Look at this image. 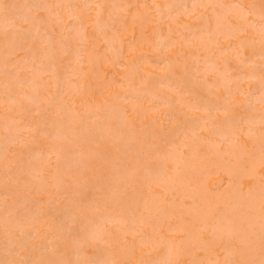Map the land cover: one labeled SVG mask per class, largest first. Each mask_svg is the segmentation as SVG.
Masks as SVG:
<instances>
[{
    "label": "bare ground",
    "instance_id": "bare-ground-1",
    "mask_svg": "<svg viewBox=\"0 0 264 264\" xmlns=\"http://www.w3.org/2000/svg\"><path fill=\"white\" fill-rule=\"evenodd\" d=\"M144 1L146 0H31L52 5H78L83 2V5L100 3L106 6H136L129 10L127 30H121L120 38L124 41L125 53L129 45L127 42L133 40L132 15L142 12L139 7ZM148 1L162 5H187L189 8L192 4L218 5L220 7L214 9L215 13L231 20L233 24L237 23L233 14L238 11L233 5L246 6L258 2L232 0L224 4V1L220 0ZM83 9L85 8L81 10ZM93 11L95 12V9ZM180 12L182 9H174V13ZM212 13L213 9H208V24L214 28L216 21ZM123 16L119 7L104 9L103 20L108 25L106 33H97L91 27L87 28V44L77 46L75 57L64 60L70 61L68 67L71 69L65 76L60 75L59 64L62 62L58 58L54 67L49 64L43 71L35 73L19 71L16 79L12 80L4 72L5 49L0 43V104L3 105L6 93L10 90L22 91L31 97L34 88L40 89V96L35 102L23 101L26 109L23 113L14 111L6 114L0 106V187H3L0 191V258L4 254L5 242L4 205L6 202L11 203L18 196H28V193L22 190V184L17 183L18 179L30 182L33 190L39 189L45 193L44 196L34 198L41 199L44 203L49 202L51 207L48 208V205L44 204L45 210L57 225H72L79 218L80 209L92 203H99L106 209L104 218L109 221L113 231L134 225L137 229L135 236L139 239L128 238L131 242L126 243L127 246L130 245L127 251H124L122 246L114 257H110L132 261L140 259L142 253L149 252L152 244L161 236L164 240L163 247L152 252L150 256L146 255L145 259L175 258L176 251L181 248L186 252L184 258L191 259L192 253L200 247V231L206 229L210 233L217 226L218 212L225 213L221 221L224 224L228 219L244 212L241 204L247 196L240 188L241 185L247 187L251 183L250 179H247L249 173L255 172L258 191L259 149L257 146L253 167L249 142L244 135L249 127V111L244 107L235 108L233 118L237 123L232 124L218 117L216 108L230 100L227 91L229 78L253 77L250 84L245 83L244 87H250L258 96L261 90L259 68L241 71L242 67L227 45L224 48L214 47V44L221 45L224 40L215 33L210 35L201 32L197 33V39H191L183 25L188 24L195 30L202 27L204 22H197L195 18L184 20L186 17H180L179 22L172 25L171 31L165 24L159 33L160 38L173 42L169 49L154 53L156 48L146 43L137 47L136 52H142L144 55L135 65H129L126 70L115 71L118 74L114 79L126 78L127 91L121 92L119 97H110L104 91L106 86H102L103 79L96 74L100 72L98 68L95 73L91 72L93 76L86 71L94 70L96 65H100L103 70H111L113 65H104L102 59L94 55L93 48L98 46L99 41H104L105 35L108 39L113 37L112 22ZM71 25L75 27L66 33L68 39L63 42L67 48L75 37L79 40L76 35L78 23L72 21ZM227 31V25L223 24L221 32L226 34ZM139 35L137 28V39ZM156 39V35L151 36L153 45ZM237 44L238 41L233 45ZM104 45L108 48L105 43ZM89 46H92L91 49L87 48L85 52L84 47ZM57 47L54 35L53 44L49 49V55L54 58ZM115 47H120L118 42ZM254 47L257 53L254 59L258 65L259 43H255ZM105 54L113 53L107 51L103 55ZM243 54L249 55L250 49L246 47ZM68 57L67 55L66 58ZM25 59L28 61L27 65ZM16 60L23 67L33 66L30 56ZM36 63L39 64V60ZM141 63L153 66L159 64L161 71L142 66ZM45 96L49 99L42 102L41 97ZM75 97L79 99L74 100ZM142 100L149 105L139 106ZM181 104L184 105L183 109L179 107ZM193 106L208 108L209 112L206 114L202 111L203 114L191 122L188 116ZM157 118L164 123L160 124ZM130 124H134V127H130ZM37 125L50 135L37 136L35 139L28 137L24 129ZM253 126L258 135V116ZM200 131L207 137L196 138L199 135L202 137ZM17 134L29 139L30 143L25 148L15 149V155L8 156L11 162L9 170L4 162L5 141L6 138L10 141ZM176 137H179L178 140ZM167 146H171V149H167ZM49 159L52 162L51 167L48 166ZM105 165L110 168V172H105L109 176L107 178L114 184L112 189L106 188L107 193L101 180L102 176L106 178V174H95L96 167ZM16 166L19 168H15ZM239 171L240 176L235 180L238 177L235 173ZM202 173L204 176H201ZM3 182L7 183V188L6 185L2 186ZM218 185L223 188L220 187L217 193H212L213 186ZM144 186L148 189V194L144 193ZM88 189L94 192L91 193L93 199L94 195L100 192L101 196L93 201H83L80 196L85 195ZM203 190L212 194L203 199ZM258 212L257 201V221ZM167 231L171 232V235H166ZM124 238L121 234V239ZM169 247L172 250L171 256L168 255ZM68 255L73 260L83 257V254L78 257L74 252H69ZM87 256L104 258L97 256L92 248L87 250Z\"/></svg>",
    "mask_w": 264,
    "mask_h": 264
},
{
    "label": "snow or ice",
    "instance_id": "snow-or-ice-1",
    "mask_svg": "<svg viewBox=\"0 0 264 264\" xmlns=\"http://www.w3.org/2000/svg\"><path fill=\"white\" fill-rule=\"evenodd\" d=\"M106 7H119L123 10L124 16L113 20L111 30L113 37L108 39L105 35L104 43L108 46L107 50L112 55H102L99 49H93V53L102 59L104 65L112 64L121 69H127L129 65H135L143 57V53H137V47L144 44L154 46L157 50L169 49L173 42L159 37L161 29L167 24L169 31L172 25L179 22V16L183 15L188 19L195 18L197 22H204L203 26L195 30L188 24L183 25L191 39H197V33L207 32L208 34H217L228 41V49L233 51L234 58L243 69L255 70L259 68L261 90L257 96L250 87H244L253 77L229 78L227 91L230 100L223 106L216 108L218 117L225 121L236 124L234 109L244 107L250 113L248 121L249 127L244 135L249 142V152L253 157L252 163L255 166V151L259 149V175L258 191L257 176L255 172L249 173L251 183L247 187L241 185L240 191L246 193L247 199L242 202L241 207L244 212L238 216L228 219L226 224L222 223L225 213L218 212L217 226L208 233L202 229L198 235L200 247L192 253L191 259H185L184 249L176 251L175 258L164 260H151L144 257L150 256L152 252L159 251L163 247L164 240L161 236L155 241L149 252L142 253L140 259L121 260L114 257L115 253L127 243L126 239H121V234L126 238L128 235L135 236L137 229L125 227L124 229L113 228L106 220V209L99 203L85 205L80 209L79 218L70 226L63 223L57 225L49 213L45 210L44 201L35 199V196H42L39 189L33 190L30 182L17 180L22 184V190L28 193V196H18L11 203L4 205V254L0 258V264H264V0L250 3L246 6L233 5L238 9L234 18L237 23L233 24L231 20L222 18L214 11L218 5L192 4L187 5L171 4H152L142 5L144 11L132 15L133 40L129 42L127 53H125L121 39V30H127V17L130 15V9L134 5H109L97 3L95 5H86L88 12H83L75 4H47L31 2V0H0V43L5 49L3 65L6 76L15 80L19 71L35 73L43 71L49 64L55 66L59 57L67 55V46L64 41L68 39L66 33L72 31L75 25L70 26V22L76 21L79 25L76 35L81 44H87V28L91 27L93 31L105 34L108 25L103 20L104 9ZM92 9H95L94 16ZM174 9H182L180 13H174ZM208 9H213L212 15L215 17V27L208 24ZM111 15V14H110ZM67 17V21L65 20ZM88 17H91L89 20ZM223 24L227 25V33L221 32ZM54 25L61 26L60 32V51L59 57L49 55V49L53 44L55 35ZM139 29V38L135 36V30ZM156 35L155 44L151 36ZM258 37V41H257ZM237 40L238 44L233 45L231 41ZM120 47L116 48L115 44ZM259 43V61L257 65L255 43ZM219 46V45H218ZM250 49V54H243L245 48ZM87 52V48L84 49ZM21 53L26 57H31L33 66H21L16 57ZM39 60V64H37ZM28 64L25 59V65ZM170 67V66H169ZM11 69V71H9ZM83 71V69H81ZM97 76L106 75L97 72ZM139 75V73H136ZM125 77L120 79L106 80L105 92L111 97H119L121 92H126ZM142 79V77H141ZM232 85H235L233 88ZM171 90V89H170ZM174 91V90H173ZM40 96V89H33V96L29 97L25 93L8 91L3 101V111L6 114L18 111L23 113L26 109L24 100L30 103L35 102ZM238 97V98H237ZM49 97H41L42 102H47ZM37 107L39 105L37 104ZM190 111H203L206 114L208 108L201 109L193 106ZM258 116L259 130L254 128V123ZM7 119V116H6ZM134 127V124H130ZM10 131V129H6ZM28 137L35 139L37 136H49L50 134L37 126H29L24 129ZM243 131V130H241ZM30 143L29 139L17 134L9 141L6 138L4 159L5 166L9 168L8 160L9 148L13 149L12 155H15L17 146L25 148ZM48 166H52L51 159ZM7 188V185H6ZM34 192V195H33ZM7 201V196H6ZM258 201L259 212L258 221L255 213L256 202ZM171 228V226H170ZM239 242V243H238ZM171 244V242H169ZM142 246H147L142 244ZM92 248L97 256L104 258H89L87 250ZM69 252H74L78 257L75 260L69 258ZM172 250L168 248V255L171 256ZM203 253V255H199ZM221 254L223 257L221 258Z\"/></svg>",
    "mask_w": 264,
    "mask_h": 264
},
{
    "label": "rangeland",
    "instance_id": "rangeland-1",
    "mask_svg": "<svg viewBox=\"0 0 264 264\" xmlns=\"http://www.w3.org/2000/svg\"><path fill=\"white\" fill-rule=\"evenodd\" d=\"M46 1V0H45ZM220 1H224L223 3L224 4H228V3H230L232 0H220ZM145 2V3H144ZM144 2H142L141 4H140V6H142V5H145V4H147V5H152V4H154V1H148V0H146V1H144ZM226 2V3H225ZM78 5H80L81 7H80V9H82V8H85V6L86 5H83V2H80V4L78 3ZM83 6V7H82ZM133 8H135V7H133ZM140 8V10L141 11H144V9H141L142 7H139ZM87 8H85V9H83L82 11H85ZM137 9V8H136ZM88 10V9H87ZM87 10L85 11L86 13H87ZM134 10V9H133ZM94 11H93V9H92V13H93ZM122 13L124 14V12H123V10H122ZM180 17H182L183 19L185 18L183 15L181 16H179V18ZM66 19V21H67V17H65ZM89 18V17H88ZM184 20H191V19H188V18H185ZM56 26V27H55ZM54 27H55V46L57 47V45L60 43V33L59 32H61V26L60 25H54ZM78 28H79V26H78ZM57 32V33H56ZM56 36H57V38H56ZM72 36H73V34H72ZM71 36V37H72ZM74 38V37H73ZM58 40V41H57ZM237 40H233L231 43L232 44H235V42H236ZM75 42V43H74ZM129 42L130 41H128L127 42V44H129ZM72 43V42H71ZM77 43V44H76ZM228 44V41H226V40H222V44L221 45H219V44H214V47L215 48H218V47H221V48H224L226 45ZM72 45V46H71ZM68 48H67V55L70 57H68V59L66 58L67 57V55H64L63 57H59V51H60V45H58L59 47H57V50H56V57H59V59L61 60V62L62 63H60L59 64V72H60V75L61 76H65L66 74H68L70 71H71V69H70V67H68V63L70 62V61H64V60H71L72 58L71 57H75V48L77 47V46H79L80 47V45H84L85 46V44H81L80 43V40H78L76 37L74 38V41H73V43L71 44ZM219 45V46H218ZM91 47L92 46H89V47H84V48H88V49H91ZM99 47V48H98ZM70 48V49H69ZM99 49V51H100V53L103 55L104 53H106L108 50H106L107 48L105 47V45H104V42L103 41H99V43H98V46H95L93 49ZM103 49V50H102ZM72 50H73V52H72ZM70 51V52H69ZM73 53V54H72ZM154 53H158V50L157 49H154ZM153 54V53H152ZM23 56H24V54L23 53H21L19 56H17L16 57V59H22L23 58ZM74 60V59H73ZM62 65H63V68H62ZM141 65L142 66H150V68H152L153 70H158V71H161V69H160V65L159 64H156L155 66H153V65H149V64H144V63H141ZM60 66H61V68H60ZM67 66V67H66ZM83 66H86L85 64H83ZM99 66V67H98ZM163 67V66H162ZM95 69L94 70H87L86 71V73H88L89 75H94L93 73H95L96 72V68H98L97 70H99L100 72H102L103 74H106V75H101V78L103 79L102 81H101V83H102V86H106V84H104V83H106L105 81L108 79V80H112V79H114V77L118 74L117 72H115V71H117V69H119V71H121V70H123V69H121V68H119V67H114V66H111L110 67V69L111 70H113V71H111V70H103V68H101V66L100 65H96V67H94ZM69 69V70H68ZM67 70V71H66ZM241 71H244V70H246V69H243V68H241L240 69ZM93 71V73L91 74V72ZM64 72V73H63ZM239 71H236V73H238ZM105 77V78H104ZM212 77V76H211ZM211 77H209V78H211ZM49 78H46V80H48ZM72 79H74V80H76L77 79V77L75 78V77H72ZM50 80V79H49ZM104 84V85H103ZM88 88H90V87H88ZM99 88H100V86H99ZM77 99H79L78 97H75L74 98V100H77ZM144 100H142L141 101V105H139V106H141V107H147L148 105H149V103L148 102H146V101H144ZM0 106H2L1 104H0ZM166 107V106H165ZM181 109H183L184 108V105L182 106V104H181V106H179ZM162 108H164V106L162 107ZM192 113H195V114H192ZM199 113V114H198ZM197 114V115H196ZM200 114H203V112L202 111H198V112H195V111H189V116H188V119H190V121L192 122V121H195L196 120V118H198V116H200ZM195 115V116H194ZM194 118V119H193ZM157 119H159V118H157ZM159 122H160V124L161 123H164V121H162V120H160L159 119ZM167 128H168V126H166ZM201 132V131H200ZM199 132V133H200ZM203 132V131H202ZM201 132V136L202 137H199L200 135H199V133H198V135L199 136H197L196 138H206L207 136L205 135V134H203ZM178 138L179 137H176V139L178 140ZM210 139H211V137H210ZM19 146H17L15 149H19V148H21V147H19ZM167 149H171V146L170 147H166ZM10 149V155L9 156H11V153H12V151L11 150H13L11 147L9 148ZM5 160V159H4ZM3 160V161H4ZM3 161H1V162H3ZM5 162V161H4ZM108 165H105V166H98V167H96V169H95V174H99V175H105L106 173H108V172H110V168H109V166L107 167ZM105 167V168H104ZM15 168H19V166H16ZM99 168V169H98ZM101 168H103V170L101 169ZM108 168H109V170H108ZM2 170V166L0 165V171ZM103 171V172H102ZM204 171V170H203ZM106 172V173H105ZM239 173H241V171H239V172H237V173H235V176H237ZM25 175V174H24ZM0 176H2V174H1V172H0ZM201 176H204V173H202L201 174ZM214 176H216V175H214ZM239 176L240 175H238V177L237 178H235V180H237L238 178H239ZM107 177H109L107 174H106V178H105V176L103 177L102 176V178H101V180H102V183L105 185L104 186V190L106 191V193L108 192V190L109 189H112V187H113V185L114 184H112V182L110 181L109 182V179L107 178ZM248 180H249V177L247 178ZM106 180H107V182L108 183H106ZM208 182V181H207ZM107 184H108V186H107ZM5 185H7V183L6 182H3L2 183V186H5ZM107 187H109L108 188V190L106 189ZM221 186L220 185H218V186H213V191H212V193H217L218 191H219V188H220ZM3 189V187H0V191ZM158 188V187H157ZM221 188H223V186L221 187ZM144 193H149V191H148V189L146 188V186H144ZM158 189H160V187L158 188ZM93 191L90 189H88L87 191H86V194L85 195H83V196H80V198L83 200V201H93V200H95V199H98L101 195V192H100V194H96V195H94V199H93V196H92V193ZM211 192H205L204 190L201 192V196H202V198L203 199H205L207 196H208V194L210 195V194H212ZM93 194H94V192H93ZM202 194H204V195H202ZM45 195V193L42 195V196H44ZM89 195H91V196H89ZM88 196H89V199H88ZM45 204V206H47L48 208H49V202L48 201H46V203H44ZM51 207V206H50ZM165 234L166 235H171V232H165ZM129 236V237H128ZM126 238H124V239H126V241H127V244H130V239H128V238H136V239H134V240H137V239H139V238H137L136 236H132V235H128ZM124 239H122V240H124ZM128 239V240H127ZM128 246H130V245H128ZM126 244L125 245H123V250L124 251H127V247H128ZM126 249H125V248ZM201 254H203V253H201Z\"/></svg>",
    "mask_w": 264,
    "mask_h": 264
}]
</instances>
